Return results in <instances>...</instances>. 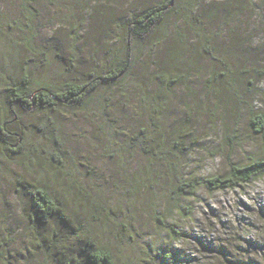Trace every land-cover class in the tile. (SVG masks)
Here are the masks:
<instances>
[{
  "label": "rangeland",
  "instance_id": "374dc122",
  "mask_svg": "<svg viewBox=\"0 0 264 264\" xmlns=\"http://www.w3.org/2000/svg\"><path fill=\"white\" fill-rule=\"evenodd\" d=\"M166 1L31 0L24 5L0 0V104L7 75L29 70L50 82L93 78L107 51L122 44L125 23ZM195 5L178 6L181 12L175 13L168 11L172 0L163 9L170 35L164 47L184 46V39L192 44L198 35L216 41L217 55L232 68L235 91L228 85L208 90L206 69L228 70L192 53L198 64L183 70L189 87L167 91L155 133L188 144L183 176L207 177L224 174L230 161L264 157L262 137L249 126L251 107L264 113V0ZM159 49L141 57L129 75L138 78L137 87H113L104 106L91 101L85 108L62 102L55 111L15 107L17 113L8 118L11 130L30 131V142L39 140L43 147L51 143L35 130L49 119L78 183L56 174L46 158L26 163L15 156L0 158V264H87L83 248L90 243L106 246L114 264H167L166 255L174 264H264V176L223 190L201 187L194 197L179 198L176 208L170 194L175 177L166 161L137 146H118L150 126L152 113L140 100L146 86L142 75L166 57ZM15 176L40 179L58 199L60 209L49 225L30 217L34 212L26 195L17 193ZM158 215L183 235L175 237Z\"/></svg>",
  "mask_w": 264,
  "mask_h": 264
},
{
  "label": "trees",
  "instance_id": "16d2710c",
  "mask_svg": "<svg viewBox=\"0 0 264 264\" xmlns=\"http://www.w3.org/2000/svg\"><path fill=\"white\" fill-rule=\"evenodd\" d=\"M200 1L202 0H173V6L168 11L181 12L177 8L184 5L185 8L189 5L194 8L195 4ZM21 2L27 5L31 3V0L30 2L21 0ZM170 2L172 3V0L166 1L163 5H157L149 11L133 15L123 27L122 44L118 48H111L107 51L100 66L95 69L97 73L89 80L77 77L74 80L64 81L65 83L50 82V77L34 76L29 70L19 75H7L4 79L5 85L0 104L2 120L0 123V158L3 157L10 161H13L11 159L13 156L18 159L22 158L19 161L15 159L18 163L35 161L39 157L46 158L54 165L56 174L62 175L63 179L66 176L70 178L69 181H72V185L77 184V178L74 177L70 166L66 167L67 161L64 159L66 153L62 151L64 143L60 141L55 132V127L50 124L48 118L43 119L35 130L41 135L40 138L45 137L50 141L51 145L45 147L39 144V140L34 141V143L30 142L31 138L33 139L30 131L11 130L8 118L17 113L16 106L24 109L31 108L34 111H55L62 102H66L67 105L73 104L78 108H85L91 101H96L101 104L100 106H104V101L108 98V93L113 90V87L118 89L129 86L137 87L138 78L129 79V75L132 74L141 57L153 55L154 49L159 47V50H165L166 57L155 60L153 69L145 70L142 75L146 80V86L143 88L140 100L143 109L145 108L152 113L148 120L150 126L141 128L132 134L126 143L118 144L119 148L122 146L123 148H136L137 146L140 147L142 153L145 152L152 159L166 161L167 167L175 177L170 194L176 208L179 198L194 197L201 187L210 191L223 190L238 187L242 183H249L264 176V157H260L252 158L244 164L230 161L228 170L224 174L217 173L207 177H185L182 174V160L189 153L188 144L170 133L161 137L156 135L155 130L159 129L162 112L168 104L167 91L174 90L181 84L189 87L188 74L183 70L188 66L193 69V66L198 64L191 58L192 53L205 55L219 63L223 70H228V73H223L220 70L217 71L215 66L206 69L208 77L204 84L208 90L215 92L219 90L220 85H228L227 90L235 91L231 83L232 68L221 56L217 55V51L214 49L216 41L211 43L206 35H198L197 40L192 44L184 39V46L183 42L182 44L176 42L164 47L170 35L164 27L165 10L163 9ZM232 6L234 7V5L227 7L230 9ZM188 14L191 13L188 12ZM224 16L227 17L228 15ZM186 21L188 20L186 19ZM194 29L197 31L196 26ZM180 36L182 37V35ZM42 63H44V58H42ZM224 75L225 77L222 78ZM195 105L198 104L195 103ZM249 111V126L253 132L261 135L264 149V113L255 110L254 107H251ZM101 114L103 113L101 112ZM182 125L183 123L180 122L178 127ZM14 180L17 193L26 195L31 204L34 213H31L30 217L36 219L40 224L49 225L60 209L58 199L42 184L40 179L31 182L23 176H15ZM67 191H70V188H67ZM156 219L160 224L170 229L175 237L183 235L182 231L175 228V225L166 223L164 217L158 215ZM83 250L87 264H114L113 254L103 244L97 246L90 243L89 247H84ZM161 255L162 253L159 254V257ZM162 258L167 260V264H174L171 255Z\"/></svg>",
  "mask_w": 264,
  "mask_h": 264
}]
</instances>
